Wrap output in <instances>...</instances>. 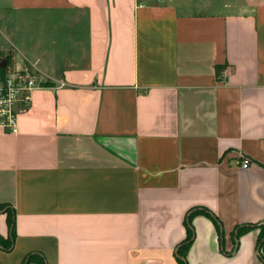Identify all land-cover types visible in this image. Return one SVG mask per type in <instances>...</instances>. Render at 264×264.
I'll return each mask as SVG.
<instances>
[{
    "label": "crops",
    "instance_id": "0c3cea01",
    "mask_svg": "<svg viewBox=\"0 0 264 264\" xmlns=\"http://www.w3.org/2000/svg\"><path fill=\"white\" fill-rule=\"evenodd\" d=\"M0 24L45 81L0 130V264H179L187 224L186 264H264V0H0Z\"/></svg>",
    "mask_w": 264,
    "mask_h": 264
},
{
    "label": "built area",
    "instance_id": "2783aa9c",
    "mask_svg": "<svg viewBox=\"0 0 264 264\" xmlns=\"http://www.w3.org/2000/svg\"><path fill=\"white\" fill-rule=\"evenodd\" d=\"M0 130L16 132L18 107L28 105L32 91L45 82L27 70L10 68L0 58ZM249 159H242L240 166L247 168Z\"/></svg>",
    "mask_w": 264,
    "mask_h": 264
},
{
    "label": "trees",
    "instance_id": "16d2710c",
    "mask_svg": "<svg viewBox=\"0 0 264 264\" xmlns=\"http://www.w3.org/2000/svg\"><path fill=\"white\" fill-rule=\"evenodd\" d=\"M3 57L2 59L4 60V64L6 66H9L10 68H13V55L11 53V51H1L0 50V58ZM2 70V69H0ZM199 212H204L203 210H199ZM206 213V212H205ZM192 213H190V215L188 216V218L191 216ZM212 220L214 222V225L216 227V229L218 231L221 230V225L219 220L215 217V216H211ZM7 222H8V226L10 228V237L9 240L7 242V245H4L2 243V241L0 240V246L3 250L5 251H9L12 248V244H13V238H14V232H13V228H12V219L10 216L7 217ZM188 223V222H187ZM256 225H243V226H239L236 228L235 231V239L237 240V238L239 237L240 234L248 231L250 228L255 227ZM258 227L260 228V233L257 239V248L261 249L262 244L264 242V224H260L258 225ZM186 230H187V237L186 239L182 242V244L180 245V247L177 250L178 253V262L179 264H186V261L184 259V255L185 252L192 240L193 237V231L191 229V227L189 226V224L186 225ZM35 257H38L37 260V264H45V261L43 259V257L41 255L36 256V254H28L26 255L21 264H28L29 262H31ZM264 258V257H263Z\"/></svg>",
    "mask_w": 264,
    "mask_h": 264
},
{
    "label": "rangeland",
    "instance_id": "374dc122",
    "mask_svg": "<svg viewBox=\"0 0 264 264\" xmlns=\"http://www.w3.org/2000/svg\"><path fill=\"white\" fill-rule=\"evenodd\" d=\"M185 10H192L194 12L199 11H212L215 10L214 8H192V9H185ZM1 25V24H0ZM20 38V36L16 37L15 33H11L6 31V34L0 33V45L7 48H13L12 44H16L17 42H20V40L16 39ZM3 58V57H1Z\"/></svg>",
    "mask_w": 264,
    "mask_h": 264
}]
</instances>
